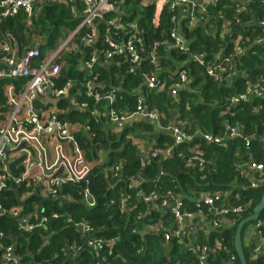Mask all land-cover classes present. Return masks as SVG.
Masks as SVG:
<instances>
[{
  "label": "trees",
  "instance_id": "16d2710c",
  "mask_svg": "<svg viewBox=\"0 0 264 264\" xmlns=\"http://www.w3.org/2000/svg\"><path fill=\"white\" fill-rule=\"evenodd\" d=\"M110 1L118 12L96 20L97 43L91 47L84 45L81 39L90 30L81 29L65 52L59 55L56 62L61 68L58 87L72 83L71 96L76 97L79 103L87 101L91 111L98 106L106 111L107 106L104 102L95 105L92 99L86 97L84 93L88 82H92L101 95L115 91L117 102L114 108L118 112L134 111L137 101L143 97L144 108L159 115V124L163 129L173 125L194 140L174 147L172 158L162 163L147 161L146 157L152 151L173 146L174 140L168 132H156L155 125L140 120L126 127L119 136H113L104 119L101 126H96L89 113L72 112L71 122L87 123L93 126L96 134L88 142L80 135L79 142L85 149L87 161L94 166L89 188L97 200V207L88 210L80 206L75 185L71 186L69 193L76 203L51 204L31 197L26 203V211L34 210L32 203H35L44 208V214L49 219L45 227L30 234L14 232L18 236L19 253L24 257L23 264H97L88 248H83L75 256L70 255L67 246H80L86 238L73 225H67L65 217L71 218L73 223L84 220L95 232L92 237L113 241L111 246H103L107 264H199L197 257L187 250L188 239L183 244L174 242L165 247L161 234L147 229L160 221L161 210L152 209L146 218L137 219L140 213L147 212V206L136 200V193L127 191L132 199L127 210H120L118 204L109 206V201L118 200L119 194H124L125 190L122 183H116L111 190L110 185L115 181L110 179L108 172L104 173V169L109 170L119 164L127 176L141 172V177L147 180V185H144L146 191L159 184L162 191H172L184 197L185 203H190L187 199L192 200L205 193H228L231 194V205L247 206L241 216H230L234 225L224 232H213L206 237L198 231L194 236L201 245H206L209 238L210 246L215 240L223 238V245L236 256L233 245L236 227L242 219L252 215L264 191V168L255 175V179L263 181L256 188L249 187L248 176H241L239 169V166L251 163L264 167V98L232 109H228V100L264 77V42L254 44L255 40L263 37L262 28L257 24L264 23V0H220L217 4L206 6L200 23L191 29L184 20L182 8L171 10L168 2ZM238 4H247V9L238 16L237 22L235 9ZM81 9L78 3L46 2L39 6L38 13L32 18L20 12L5 19L1 23V31L13 38L20 53L39 42L42 60L43 48L56 50L77 29L81 23ZM110 19L118 20L119 30L107 27V20ZM173 30H178L187 40L191 55H204V65L191 61L187 54L163 46L171 41ZM105 35H110L117 42L130 38L141 41L142 46L136 43L138 49L143 50L138 70L130 73L129 63L124 57L104 62L100 51L105 48ZM238 37H241L246 52L237 61L235 73L225 76L220 83L214 82L206 75V66L215 63L216 56L232 55L233 42ZM154 45H158L157 62L151 65L146 54ZM94 52L100 55V60L86 72L84 65ZM155 70L164 82L159 91L148 90L143 80V75ZM179 71H185L188 84L174 97L170 90L177 82L176 73ZM79 91L81 94L77 96ZM63 104L61 101L59 107ZM227 128H239L238 136L230 138ZM197 132L217 136L222 139V144L207 145L196 135ZM245 139L249 140L248 146ZM136 141L140 146L136 145ZM196 146L206 160V167L201 171L197 167H186V160ZM139 157H142L141 160ZM236 195L237 199L234 198ZM5 196L8 198L3 203L5 207L10 206L9 198L12 205H17V197L12 191H7ZM37 212L40 213V210ZM53 213L64 217L53 220L50 218ZM258 220L264 222V211ZM259 231L264 237V225ZM88 238L91 236L88 235ZM251 248L243 247L247 264H264V253L252 255ZM226 260L225 252H213L207 264H224ZM236 264H240L237 256Z\"/></svg>",
  "mask_w": 264,
  "mask_h": 264
},
{
  "label": "built area",
  "instance_id": "2783aa9c",
  "mask_svg": "<svg viewBox=\"0 0 264 264\" xmlns=\"http://www.w3.org/2000/svg\"><path fill=\"white\" fill-rule=\"evenodd\" d=\"M46 2H70L82 6L79 13L81 23L75 31L90 30V33L81 39L83 44L89 47L95 45L98 40L94 25L96 20L118 12L110 0H0V82L9 81L17 88L12 98L5 102L0 101V264H23L24 257L19 253L18 236L14 232L30 234L45 227L49 219L44 214V208L41 209L40 205L35 203H32L34 210L26 211V203L31 197L51 204L76 203L69 193L71 186L75 185L78 204L88 210L97 207V200L89 188L91 182L86 180L88 175H91L92 180L94 166L87 161L85 149L79 142L80 135H83L85 142H88L95 138L96 134L93 126L87 123L71 122L72 112L89 113L93 125L96 126H101L104 119L105 126L113 136H119L126 127L140 120L152 123L159 131L168 132L174 140L173 146L152 151L146 157L147 161L162 163L172 158L174 147L194 140L173 125L163 129L159 124V115L144 108L143 97L137 101L134 111L118 112L114 108L117 102L116 92L111 91L101 95L94 84L88 82L84 93L86 97L92 99L95 105L104 102L107 110L103 111L98 106L91 111L87 101L79 103L77 98L70 94L74 88L72 83H66L62 87L57 85L61 68L56 62L63 44L56 50L45 53L42 60H40L39 45L20 53L13 38L9 34L2 33V21L20 12L27 18H32L38 13L41 3ZM159 2H168L171 10L182 8L184 20L191 29L200 23V16H203L206 6L217 4L220 0H205L200 6L194 0H159ZM246 9L247 4L236 6L237 22L238 16ZM27 22L30 23L29 20ZM257 26L262 28L263 37L255 40L254 44L261 45L264 42V23L260 22ZM107 27L115 31L120 29L116 19L107 20ZM72 34L66 41L71 39ZM114 35L117 36V33ZM170 38L171 41L163 46L187 54L191 61L204 65V55H191L189 43L178 30H173ZM103 40L105 48L99 53L105 63L116 57H124L129 63L130 73L139 69L143 50H139L136 43L142 46L140 40L130 38L117 42L110 35H105ZM157 46L154 45L146 54L151 65H156L157 62ZM245 52L241 37L236 38L233 42L232 55L216 56L215 63L206 66V75L216 83L222 82L225 76L235 73L236 63ZM100 55L94 52L90 61L84 65V69L89 72L100 60ZM176 76L177 82L170 90L171 96L174 97L188 84L185 71L177 72ZM143 80L148 90L159 91L164 84L156 70L143 75ZM20 82L22 84H18ZM80 94L79 91L76 95ZM262 98H264V77L248 85L243 92L230 97L228 109ZM61 101L64 104L59 107ZM52 102H57V105L54 106ZM227 130L230 138L238 136L234 129L227 128ZM196 135L207 145L222 144V139L212 134L197 132ZM245 144L248 146L249 140L245 139ZM136 145L140 146L139 142L136 141ZM145 150H147L146 146ZM190 153L186 167H197L200 171L204 169L206 160L202 157L199 147L196 146ZM263 168L262 165L255 163L239 166L240 175L248 176L250 188H256L263 183L262 180L255 179L256 173L261 172ZM107 172L110 179L115 181L110 185V189L112 190L116 183H122L125 190L124 194H119L118 200H110L109 206L118 204L120 210H127L132 201L127 191H131L136 193L138 202L147 206V212L140 213L138 220L146 218L152 209L161 210L160 221L155 225H149L147 229L159 232L165 247L174 242L183 244L188 239L187 250L197 257L199 264H207L211 253L221 251L227 255L224 264H236V256L223 245V238L215 240L212 246L209 245V238L206 240V245L197 243L194 238L198 231L203 232L206 237L211 236L213 232H224L226 228L234 225L230 216L239 217L246 211L247 206L230 204L231 194L205 193L198 198L187 199L190 203H185L184 197L175 195L172 191H162L159 184H154L153 190L146 191L144 185L147 180L141 177V172L127 176L120 164L109 170L104 169V173ZM7 191H12L16 195L17 205L11 204V198H9V207L3 205L8 201L5 196ZM234 198L237 199V195ZM37 210H40V213ZM63 217L58 213L50 216L53 220H60ZM64 221L67 225H73L75 230L86 238L80 246L77 244L67 246L70 255L75 256L82 252L83 248H88L97 260V264H107L103 246H111L113 241L92 237V233L95 232L84 220L73 223L71 218L65 217ZM263 225L264 222L258 220L252 225V232L246 233L248 241L246 246H252L250 250L252 255L264 253V237L259 231ZM88 235L91 238H88Z\"/></svg>",
  "mask_w": 264,
  "mask_h": 264
},
{
  "label": "water",
  "instance_id": "95a60500",
  "mask_svg": "<svg viewBox=\"0 0 264 264\" xmlns=\"http://www.w3.org/2000/svg\"><path fill=\"white\" fill-rule=\"evenodd\" d=\"M43 4V3H41ZM79 30L73 32L72 36H71V39L69 41H66L62 48L60 49V51L58 52V54L60 55L63 48L72 40V38L78 33ZM86 72H88L87 69H85ZM50 101V100H49ZM51 103V102H50ZM52 104L54 106L57 105V102H52ZM172 117L171 116V121H172ZM170 121V122H171ZM235 132L238 134L239 133V128H236L235 129ZM139 160H141V158L139 157ZM86 180L88 182L91 181V175H88L86 177ZM264 211V191H263V194H262V197L258 203V205L253 209V212H252V215L242 219L239 224L237 225L236 227V230H235V234H234V241H233V245H234V250H235V253H236V256L239 260V263L240 264H247L246 262V259H245V255H244V250H243V237H242V230L244 228V226L248 223H252V222H256L258 221V218H259V215ZM60 234V233H59ZM246 235V234H245Z\"/></svg>",
  "mask_w": 264,
  "mask_h": 264
},
{
  "label": "crops",
  "instance_id": "0c3cea01",
  "mask_svg": "<svg viewBox=\"0 0 264 264\" xmlns=\"http://www.w3.org/2000/svg\"><path fill=\"white\" fill-rule=\"evenodd\" d=\"M194 2L200 6V5L204 4L205 0H194ZM16 91H17V88L15 87V85H12L11 82H9V81L0 82V101L5 102L6 100H9L10 98H12L14 96V93ZM158 131L159 130L156 129V132H158ZM161 131L162 130H160L159 132H161Z\"/></svg>",
  "mask_w": 264,
  "mask_h": 264
},
{
  "label": "rangeland",
  "instance_id": "374dc122",
  "mask_svg": "<svg viewBox=\"0 0 264 264\" xmlns=\"http://www.w3.org/2000/svg\"><path fill=\"white\" fill-rule=\"evenodd\" d=\"M64 43H65V42H63L62 44H64ZM36 44L39 45V42H36ZM62 44H60V45H62ZM60 45H59V46H60ZM59 46H58V47H59ZM67 46H68V45H66V46L63 48L61 54H62L63 52H65V50L67 49ZM42 51H43V53L45 54V53H49V52H51V51H53V50H50V48L46 47V48H43ZM251 228H252L251 223H249V225L245 226V228H244V231H243V247L246 246V243H247V237L245 236V234H246L247 232H252V231H251Z\"/></svg>",
  "mask_w": 264,
  "mask_h": 264
}]
</instances>
